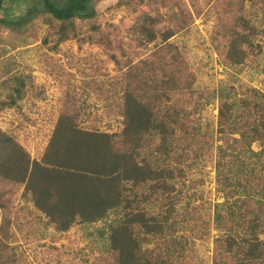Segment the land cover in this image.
Instances as JSON below:
<instances>
[{
	"label": "trees",
	"instance_id": "1",
	"mask_svg": "<svg viewBox=\"0 0 264 264\" xmlns=\"http://www.w3.org/2000/svg\"><path fill=\"white\" fill-rule=\"evenodd\" d=\"M95 1L32 0L28 6L26 0H0V29L23 39L32 29L36 41V21L46 25L38 40L43 62L65 85L39 161L0 129V264H19L24 256L12 244L14 225H32V219L52 227L57 238L34 241L47 264H60L82 253L71 228L109 215L107 250L84 254L81 264H196L195 242L208 240L211 220L223 231L213 240V264H264V93L245 88L234 100V93L220 90L216 132H210L198 115L209 92L194 88L189 59L170 41L211 6L216 28L210 42L219 60L249 65L264 26L258 30L254 14H242L244 2L264 13V0H132L127 5L136 17L129 27L99 21ZM64 42L99 45L114 73L91 55L95 61L84 58L76 78L46 52H58ZM22 78L0 82V113L25 117L14 103L31 92L42 98ZM105 119L116 120L115 129L105 123L103 130ZM203 158L214 160L215 189L223 196L212 217L199 190L204 180L187 177ZM20 187L26 208L15 200ZM59 239L65 243L55 246Z\"/></svg>",
	"mask_w": 264,
	"mask_h": 264
},
{
	"label": "rangeland",
	"instance_id": "2",
	"mask_svg": "<svg viewBox=\"0 0 264 264\" xmlns=\"http://www.w3.org/2000/svg\"><path fill=\"white\" fill-rule=\"evenodd\" d=\"M132 0H96L94 3L95 9L99 12L98 19L103 22L104 19L117 24L123 22L126 27H129L135 20V14L129 12L130 7L127 2ZM116 2L120 4L119 8L115 7ZM28 6H31L32 0H26ZM209 7L203 10L200 17L194 19L193 24L178 32L170 39L174 42L182 55L189 59V67L195 75L194 88L201 91L207 90L209 94L202 100V107L199 111V117L209 125V131L216 132L217 108L220 103L219 91L224 93L231 92L235 100L243 94L245 88L255 89L264 93V38L259 35L254 41L258 45L256 50L255 62L249 65L226 66L223 64L217 55L216 49L213 48L210 42L215 25V15L209 11ZM144 12H151V8L146 5L142 6ZM160 13L165 16V10L159 9ZM253 13L252 22L261 30L264 26L263 11L250 4L249 1L244 2L243 15ZM40 23L39 25H37ZM30 29V28H29ZM46 25L40 20L35 23V32L38 39L35 41L29 31L27 38H21V35L10 33L6 29H0V81L2 79H13L16 76H22L23 80L33 85L34 92L41 91L42 98H35L31 93H27L19 103L24 111L25 117H19L13 110H7L0 113V129L6 135L15 136L28 150L31 159L39 161L43 147L47 143L49 132L51 131L52 123L56 120L61 107V99L65 89L64 86H59L58 82L49 74L50 70L45 66L42 58L41 45L38 40L46 33ZM59 51L47 54L52 55V62H57L63 69L71 74H75L81 66L83 59H91L94 55L109 74L114 73V65L108 61L104 50L97 44L84 43L78 45L76 42H64L59 45ZM67 55H66V54ZM93 61L95 58L93 57ZM48 67L51 69L50 64ZM28 76V78H27ZM80 79H75V84H80ZM206 91V92H207ZM3 100V97H0ZM93 99L89 98L91 102ZM206 100V101H205ZM208 101V102H207ZM20 107V108H21ZM97 111H101V105H97ZM35 122L33 125L31 122ZM108 123L115 129L117 122L114 119H105L101 127L106 129ZM18 126H21L18 128ZM113 130V129H112ZM237 137V135H235ZM219 143V141L217 140ZM259 145L253 143L251 148L254 152L259 150ZM248 159V157H245ZM255 157H249L248 162L256 163ZM189 179L201 178L202 185L199 190L202 192V201L204 204V212L212 217L215 212V206L223 202L222 194L215 190V171L214 160L209 161L203 158L198 161V165L187 174ZM24 191L22 187L17 190L15 200L17 206L22 205L26 208V203L22 198ZM153 207V205H150ZM27 210H32L30 205ZM182 209V207H179ZM112 220V215L93 224H80L71 228L69 236L76 241L75 248L82 250L80 254H71L67 261L61 260L60 264H81L79 261L84 254H102L108 248V228ZM211 220V218H210ZM210 225L209 237L205 242L196 241L194 245V255L196 264H213V240L223 234L214 223ZM28 222L32 225H14L11 227V232L15 238L12 244H19L24 249V256H21L19 264H47L41 258L42 249L34 241V238L46 242L52 241V236L57 238L58 235L52 227L43 228L40 222L29 219ZM50 238V239H49ZM264 240L263 236H260ZM38 240V241H39ZM65 243V240L59 239L54 245L60 246ZM153 245H149L152 248ZM85 249V251L83 250ZM87 251V252H86ZM93 252V253H89ZM74 256L77 259H74ZM79 256V257H78ZM54 264V263H50Z\"/></svg>",
	"mask_w": 264,
	"mask_h": 264
},
{
	"label": "clouds",
	"instance_id": "3",
	"mask_svg": "<svg viewBox=\"0 0 264 264\" xmlns=\"http://www.w3.org/2000/svg\"><path fill=\"white\" fill-rule=\"evenodd\" d=\"M3 80H5V79H2L1 81H3ZM0 81V82H1ZM15 105H17V106H19V108L21 107V105L19 104V103H14ZM216 116H217V114H216ZM214 183H215V181H214ZM216 190V189H215Z\"/></svg>",
	"mask_w": 264,
	"mask_h": 264
}]
</instances>
